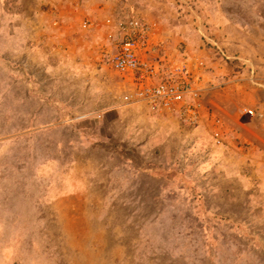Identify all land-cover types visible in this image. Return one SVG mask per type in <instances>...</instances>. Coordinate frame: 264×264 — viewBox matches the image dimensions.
Listing matches in <instances>:
<instances>
[{
    "label": "rangeland",
    "instance_id": "374dc122",
    "mask_svg": "<svg viewBox=\"0 0 264 264\" xmlns=\"http://www.w3.org/2000/svg\"><path fill=\"white\" fill-rule=\"evenodd\" d=\"M107 15L171 27L172 66L206 61L195 123L77 115L73 66L129 77L96 43ZM0 264H264V0H0Z\"/></svg>",
    "mask_w": 264,
    "mask_h": 264
},
{
    "label": "built area",
    "instance_id": "2783aa9c",
    "mask_svg": "<svg viewBox=\"0 0 264 264\" xmlns=\"http://www.w3.org/2000/svg\"><path fill=\"white\" fill-rule=\"evenodd\" d=\"M104 23L108 34L116 35V47L107 53V60L113 69L129 74L132 80V87L121 91L116 99L121 103L143 102L152 111H168L183 123H195L204 105L205 90L198 69L207 68L206 61L197 58L190 68L186 63L172 66L161 56H149L153 49L150 38L153 24L140 17L107 15ZM93 25L90 19L81 20L83 28ZM245 109L253 113L252 108ZM208 120L203 136L224 148L225 133L220 118L211 112Z\"/></svg>",
    "mask_w": 264,
    "mask_h": 264
},
{
    "label": "crops",
    "instance_id": "0c3cea01",
    "mask_svg": "<svg viewBox=\"0 0 264 264\" xmlns=\"http://www.w3.org/2000/svg\"><path fill=\"white\" fill-rule=\"evenodd\" d=\"M107 5L108 4L105 3L104 6L101 5L100 8L103 10L106 8ZM89 10L90 9H87L85 11L87 12ZM90 11H92V10H90ZM97 13H99V11ZM100 13H102V12L100 11ZM95 18H96L95 16L92 18L87 17V19H90L91 21H93L94 25L91 26L90 28H83V34L86 32L87 34H89L91 36L93 34L90 33V31H93L94 33H95V31L99 32L98 30H96V28H98L99 25L96 24L95 21L97 19H95ZM163 19H165V17ZM103 27H104L103 29L107 33L104 35L103 38L98 39V41H96V43H97V45L99 44L100 48H103L102 50L105 51L106 53L112 52L116 47L115 42H114V37L116 35H109L108 34V29H107V26L105 23H103ZM81 28H82V26H81ZM163 28L168 29V30H164V31H167V33L166 32L164 33V31H161L160 29H158L157 26L152 27L151 42L153 45V49L148 53V55L151 57H155L157 55V52H159V51H161L162 53L166 52V54H168V56H169V60L171 61L172 57H171L170 53L171 52L175 53V51H176L174 40L175 39L178 40V39L176 37H175V39L172 38L173 29L171 27L166 28V24H165L163 26ZM100 35H101V33H100ZM100 35H98V36H100ZM84 36H85V34H84ZM98 36H95V37H98ZM93 45H94V41L91 42V46L94 49ZM163 48H164V50H163ZM209 61H207V62H209L210 66H214V67L216 66L217 62L215 60L210 59ZM92 62L93 63L91 64V66H93V64L96 63L95 61H92ZM97 64L100 65L99 68H94L96 70H93V71L88 70V66H85V68H87V69L84 68L83 70H80L81 68L77 69L78 66L77 67L73 66V70H69V72H68L67 77H68L69 81L67 83H69L70 86L68 87L67 93L69 96L74 95L76 98H79L78 102H80V105L77 106V109L79 110V112H77L78 116H87V115L93 116L94 115V116L101 118L102 116L106 115L109 106H112L113 104H119V105L124 104L126 106H132L133 105L134 108L138 107V109H136V111H132V109L129 110L126 107H122V109H127V110L131 111L133 113L132 117L136 118L135 120H143L147 125H149L151 123L150 121L152 118L154 120V118H156L159 115L158 113H155L158 111L150 110L148 108V106L143 102H140V103H142L146 107L144 109L141 108L142 107L141 104H138L139 102H129V103L119 102L116 99V97L119 93H121V91H123L122 87H124V86L125 87L126 86L132 87V80H131L130 75H129V77L127 76L124 79L122 77H120V79L115 78V80H111L110 78H107L105 75L106 69H105L104 64H102V63H97ZM233 67H235V64ZM206 76H207L206 74L205 75L203 74V77H202V82L205 86V90L203 92V97H204L203 100L204 101L206 100V98H208V95L211 96L215 93V91H216L215 89L217 87L216 84L212 83V81L209 80ZM236 77L237 76H234L233 78H236ZM208 81H210L211 83ZM235 84L237 85V83H235ZM111 87H114L117 90H119L118 91L119 93H117V95L114 96V99L109 100L108 89H111ZM116 106H118V105H116ZM60 115H62V114L60 113Z\"/></svg>",
    "mask_w": 264,
    "mask_h": 264
}]
</instances>
